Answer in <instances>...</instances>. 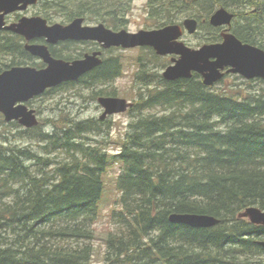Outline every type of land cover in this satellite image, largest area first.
Listing matches in <instances>:
<instances>
[{
	"label": "trees",
	"instance_id": "obj_1",
	"mask_svg": "<svg viewBox=\"0 0 264 264\" xmlns=\"http://www.w3.org/2000/svg\"><path fill=\"white\" fill-rule=\"evenodd\" d=\"M131 2L39 0L47 19L51 11L63 13L64 20L92 16L115 30L125 26ZM148 4L158 27L197 18L200 29L208 28L209 43L221 41V28L209 17L226 7L235 13L232 32L264 49V0ZM5 33L0 31V73L38 65L19 36ZM113 68L117 75L119 60ZM143 68L135 85L146 91L136 99L119 153L109 154L91 138L103 128L75 120L50 119L48 131L22 129L39 149L11 145L1 133L0 264H91L93 226L113 158L120 165V208L112 212L115 231L106 238V264H264V226L238 217L250 206L264 210V80L235 75L226 82V75L223 86L214 88L195 73L176 81L161 76L160 86L149 89ZM174 212L221 221L206 228L174 224Z\"/></svg>",
	"mask_w": 264,
	"mask_h": 264
},
{
	"label": "water",
	"instance_id": "obj_2",
	"mask_svg": "<svg viewBox=\"0 0 264 264\" xmlns=\"http://www.w3.org/2000/svg\"><path fill=\"white\" fill-rule=\"evenodd\" d=\"M39 0H0V29L10 30L23 36L27 43L25 49L47 64L43 68L31 65H15L0 73V113L7 122L18 121L26 128L39 125L36 110L29 108L27 102L44 94L48 89L64 82L77 80L87 71L101 63L98 52L87 54L85 58L68 62L52 55L49 44L63 40H97L105 47H152L158 55H175L172 63L163 71L165 80L176 81L189 79L194 73L203 77L206 86H213L233 73L247 80H264V49L243 42L232 32L235 13L226 7H219L209 17L214 27H222V40L205 43L194 48L182 39L184 29L189 34L198 31L199 21L187 17L183 22L168 24L155 29H142L130 32L126 29L114 30L104 23L96 26L83 25L84 18L77 17L69 24H49L42 16H23L18 22L6 24L5 16L15 11H25ZM37 38H44L46 43H30ZM100 105L104 115L121 113L133 106L125 98L101 97ZM239 218H247L251 223L264 226V210L250 206L242 211ZM174 224H184L195 228L213 227L220 219L209 214L179 213L169 215ZM264 245V241L261 242Z\"/></svg>",
	"mask_w": 264,
	"mask_h": 264
},
{
	"label": "rangeland",
	"instance_id": "obj_3",
	"mask_svg": "<svg viewBox=\"0 0 264 264\" xmlns=\"http://www.w3.org/2000/svg\"><path fill=\"white\" fill-rule=\"evenodd\" d=\"M148 2L149 0H132L130 10L125 16V26L121 28L130 32H138L142 29L150 30L160 28V26H156V19H153L151 15H149ZM26 14L29 17H45L44 6L42 4L32 6ZM50 15H52V18L50 17L47 20L53 22L52 24L62 23L61 21L66 19L63 13L51 11ZM185 18V16L182 17V20L178 23L181 24ZM95 23H98L97 20ZM207 29L208 28L206 27L203 29L199 28L198 32L194 34H189L186 30H184L182 39L189 46L199 48L201 45L209 43L207 41V37L209 36ZM222 30L223 28H221V31ZM108 56L120 58L123 70V74L113 82L114 87L112 88L116 90L118 97H125L133 100L136 98V95L142 91V86L135 85L137 81V74L144 69L142 64L145 65V70L148 71L147 75L150 76V81L153 85L151 89H154L156 86L161 84L163 71L172 63V58L175 55L155 57V53L152 48L144 47L140 49H117L109 52ZM139 59L142 60L139 61ZM235 75L236 74H230L226 80H224L226 82H230L231 80L234 81ZM223 84L224 82L217 83L214 85V88H220ZM254 84L256 87L258 85L262 86L259 82H255ZM144 88H146L145 85ZM77 96L78 94H74L72 90L67 88L44 94L35 101H32L33 105L31 108L36 109L39 113V119L41 121L40 126L42 130H51L52 125L49 123L50 119L59 120L58 122H60L63 121L62 119L73 121L72 119L79 118L82 122H84L86 118L93 116L96 117L99 115V110L95 103L90 105L89 110L86 109L78 115L82 108V104H84L85 101L80 100ZM147 111H149V109H147ZM157 111L159 110L157 109ZM0 119L3 121L2 123L0 120V135L3 132L8 135L9 139L12 141L11 145H16L22 149L27 147L31 149H39L38 141L31 140L30 138H23V127H19L16 122H14L15 125H8L12 122H6L4 117L1 118L0 116ZM132 120V113L120 114L115 116L111 125H98L101 129L103 128L102 131L99 133L97 132V134H90V136L92 139L98 140L101 143V147H103V149L105 148L109 154L114 155L120 152L122 142L126 138L128 125ZM119 172L120 165L118 164L117 159L113 158L108 166L107 173L104 176L105 191L100 200V215L93 226L95 229V238L92 241L94 255L91 264H106V238L109 232L115 231L114 221L112 220V212L113 210L120 208V204H118L120 193L116 189V179Z\"/></svg>",
	"mask_w": 264,
	"mask_h": 264
},
{
	"label": "flooded vegetation",
	"instance_id": "obj_4",
	"mask_svg": "<svg viewBox=\"0 0 264 264\" xmlns=\"http://www.w3.org/2000/svg\"><path fill=\"white\" fill-rule=\"evenodd\" d=\"M30 7H32V6H30ZM29 8L26 9L25 11H15V12H12L10 14H7L5 16L6 24H12V23L18 22L20 18H22L23 16H27L26 13L28 12ZM78 17L84 18L83 25H85V26H96V25H99L100 23H104L106 26L109 27V25L103 21H97L98 23H95L96 18H94L92 16H89V18L87 16H78ZM75 18H77V17H75ZM75 18H72L70 20H64L61 22L63 24H69ZM48 23L52 24L53 22L49 21ZM0 31L6 32L5 36L9 35V39H17V36H19L21 39V42L24 44V46L27 43V40L23 36L15 33V32H12V31L6 30V29H0ZM7 41L8 40H4V42H7ZM32 42L45 43V39L44 38H37L36 40H33ZM135 48L140 49V48H144V47H135ZM135 48H122V47H115V46L108 48V47H105L102 42H99L97 40H87V39H85V40H83V39L82 40L68 39V40L60 41L57 44L49 45V49H50V51L54 57L62 58L68 62H73L75 60L83 59L86 57L87 54H93V53H97V52L99 53L98 57L101 59V63L99 65L95 66L91 70L84 73L77 80L64 82L63 84L58 86V87L62 86L61 89H67L70 87L71 84H73L72 88L70 87L71 89H69V90H72L74 94H78L77 97L80 100L85 101V103L82 104V108H81L80 112L78 113V115H80V113L86 109L89 110L90 105H92L93 103L96 104V106L98 107V110H99V115L96 117L93 116L90 118H86V120H84L83 123L90 124V125H111L113 123L115 116H118L120 114H131V113L134 115V108H135V104H136V99L139 98L141 91L136 95V98L133 100L129 99V98L122 97V98H125L128 101L132 102L133 106L130 107L129 109H127V111L121 112V113L104 115L105 109L100 105L99 99L101 97H118L116 90L114 88H112V87H114L113 82L123 74L122 64H121L120 58L109 57L108 53L113 51V50H117V49H135ZM149 48H151V47H149ZM153 51L155 53V57L160 56L155 52L154 49H153ZM114 59L119 60V64L121 67L120 72H118L117 75L115 74L114 68H113ZM35 60L38 64L35 66L37 68H43L47 65L42 60H40L39 58H35ZM141 60L142 59H139V61H141ZM32 66H34V65H32ZM142 67H145V65L142 64ZM148 77H150V76L148 75ZM148 86H149L148 88L151 89V87H152L151 84H149ZM158 86H160V85H158ZM145 89L146 88H142L141 90L144 91ZM105 93H110V94H105ZM41 96H43V95H41ZM39 97L40 96L31 99L28 102V106L31 108V106L33 105L32 101H35ZM36 113L39 116V113L37 112V110H36ZM74 119H72V120L74 121ZM76 119H75L76 122H78V123L82 122L81 119H79V118H76Z\"/></svg>",
	"mask_w": 264,
	"mask_h": 264
},
{
	"label": "bare ground",
	"instance_id": "obj_5",
	"mask_svg": "<svg viewBox=\"0 0 264 264\" xmlns=\"http://www.w3.org/2000/svg\"><path fill=\"white\" fill-rule=\"evenodd\" d=\"M201 76V75H200ZM201 78H202V81H203V77L201 76ZM209 87H211V86H209ZM163 137V136H162ZM233 157V156H232ZM224 191V190H223ZM237 199V198H236ZM250 227V226H249Z\"/></svg>",
	"mask_w": 264,
	"mask_h": 264
}]
</instances>
